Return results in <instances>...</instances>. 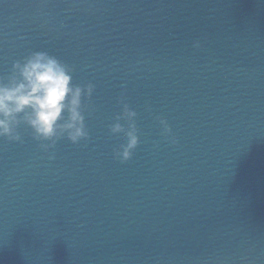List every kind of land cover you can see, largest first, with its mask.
Segmentation results:
<instances>
[{
  "label": "water",
  "instance_id": "water-1",
  "mask_svg": "<svg viewBox=\"0 0 264 264\" xmlns=\"http://www.w3.org/2000/svg\"><path fill=\"white\" fill-rule=\"evenodd\" d=\"M0 264H264V0H0Z\"/></svg>",
  "mask_w": 264,
  "mask_h": 264
}]
</instances>
